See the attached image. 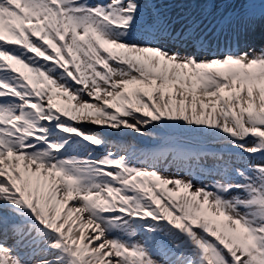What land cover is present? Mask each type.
<instances>
[{
    "label": "snow or ice",
    "instance_id": "6c2138e0",
    "mask_svg": "<svg viewBox=\"0 0 264 264\" xmlns=\"http://www.w3.org/2000/svg\"><path fill=\"white\" fill-rule=\"evenodd\" d=\"M0 264H264V0H0Z\"/></svg>",
    "mask_w": 264,
    "mask_h": 264
},
{
    "label": "rangeland",
    "instance_id": "374dc122",
    "mask_svg": "<svg viewBox=\"0 0 264 264\" xmlns=\"http://www.w3.org/2000/svg\"><path fill=\"white\" fill-rule=\"evenodd\" d=\"M179 11H182L179 9ZM178 11V12H179ZM183 11H186V10H183ZM223 42V41H222ZM256 46H259V41H255L254 42ZM131 136L133 137L132 139L130 140H126V143L128 144V142H135L136 144H142V143H153V140H152V137L151 136H145V137H141V136H138L136 134H131ZM183 174V173H181Z\"/></svg>",
    "mask_w": 264,
    "mask_h": 264
},
{
    "label": "bare ground",
    "instance_id": "6f19581e",
    "mask_svg": "<svg viewBox=\"0 0 264 264\" xmlns=\"http://www.w3.org/2000/svg\"><path fill=\"white\" fill-rule=\"evenodd\" d=\"M120 138H121V139H123V137H120ZM169 173H170V174H172V172H171V171H169Z\"/></svg>",
    "mask_w": 264,
    "mask_h": 264
}]
</instances>
